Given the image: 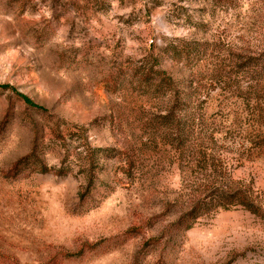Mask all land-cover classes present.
Returning <instances> with one entry per match:
<instances>
[{"label": "rangeland", "instance_id": "rangeland-1", "mask_svg": "<svg viewBox=\"0 0 264 264\" xmlns=\"http://www.w3.org/2000/svg\"><path fill=\"white\" fill-rule=\"evenodd\" d=\"M0 264H264V0H0Z\"/></svg>", "mask_w": 264, "mask_h": 264}, {"label": "trees", "instance_id": "trees-1", "mask_svg": "<svg viewBox=\"0 0 264 264\" xmlns=\"http://www.w3.org/2000/svg\"><path fill=\"white\" fill-rule=\"evenodd\" d=\"M155 75H156L155 78L157 77V79L159 80L157 83L154 84L155 81H148V85L150 86L149 88L152 87L153 91L158 90L159 87H161L162 84L166 81L171 86H173L171 78L166 75V72L163 69L156 70ZM2 86L8 87L6 85H2ZM153 86H155V87H153ZM17 94L29 106H31L33 108H41L40 106L35 105L31 101L27 100L24 95H22L20 93H17ZM174 97H175V99L177 97V91H175V90H174ZM96 151L108 152V151H110V149L109 148H97ZM22 167L29 168V172L27 174H30V172L31 173L37 172L40 174H46V173H50L53 170V169H51V167H48V165H46L38 155H36L34 150L32 152L20 157L17 161H15V163H13V165L9 171L10 172L9 177H16L18 175V173L21 171L20 168H22ZM57 173L58 174H65V173H62L61 170H57ZM87 176H88V180L91 183L92 179H93L92 176H90V175H87ZM233 198L237 199L238 202L241 205H243L247 210L251 211L252 213L258 214L259 208L256 205L249 202L246 199V197L243 196V194H241L240 192L219 193L216 195H210V198H208L207 201H205L203 199L202 201L196 203V205H194V207H192L191 210L182 214L175 223L179 228H182L183 230H187L193 226L195 219L200 215V209L201 208H204V209L212 208L214 210L217 208L225 209V208L230 207L233 204V201H231V200H233Z\"/></svg>", "mask_w": 264, "mask_h": 264}]
</instances>
